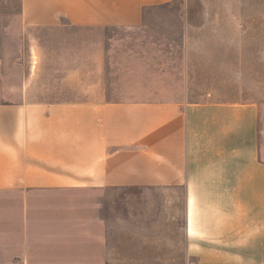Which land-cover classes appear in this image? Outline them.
<instances>
[{"label": "crops", "instance_id": "obj_1", "mask_svg": "<svg viewBox=\"0 0 264 264\" xmlns=\"http://www.w3.org/2000/svg\"><path fill=\"white\" fill-rule=\"evenodd\" d=\"M174 1L20 0V23L56 38L68 29L138 28L147 9ZM89 34L99 38L95 67L67 69L64 61L55 70L94 75L80 98H62L66 92L33 78L0 97V196L15 207L0 214L20 219L21 229L19 257L0 264H142L104 259L102 201L86 193L110 188L158 190L166 203L182 191L186 260L158 264H264L263 104L105 100L106 36Z\"/></svg>", "mask_w": 264, "mask_h": 264}, {"label": "rangeland", "instance_id": "obj_2", "mask_svg": "<svg viewBox=\"0 0 264 264\" xmlns=\"http://www.w3.org/2000/svg\"><path fill=\"white\" fill-rule=\"evenodd\" d=\"M19 3L0 0V97L4 92L15 96L33 78L43 89L67 93L62 98H80L79 87L95 80L94 75L55 70H63L64 61L67 69L81 62L88 69L95 67L99 38L91 37L93 33L106 36L105 100L186 96L264 106V0H175L147 9L138 28L78 33L68 29L59 38L47 31L27 33L20 23ZM40 61L44 67L38 66ZM64 77L67 83L57 80ZM65 86L72 89L65 91ZM86 195L98 204L102 201L103 223L98 228L103 230L105 261L185 262L182 191L168 203L152 189L110 188ZM80 196L67 191V198ZM1 199L0 210L15 212ZM93 201L87 203L88 211L95 209ZM19 220L0 214V260L13 262L19 257Z\"/></svg>", "mask_w": 264, "mask_h": 264}]
</instances>
